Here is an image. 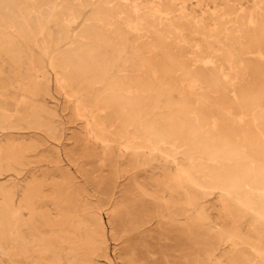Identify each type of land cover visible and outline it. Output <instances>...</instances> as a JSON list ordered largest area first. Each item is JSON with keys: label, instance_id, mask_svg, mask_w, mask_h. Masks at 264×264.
Returning <instances> with one entry per match:
<instances>
[{"label": "rangeland", "instance_id": "1", "mask_svg": "<svg viewBox=\"0 0 264 264\" xmlns=\"http://www.w3.org/2000/svg\"><path fill=\"white\" fill-rule=\"evenodd\" d=\"M263 139L264 0H0V264H264Z\"/></svg>", "mask_w": 264, "mask_h": 264}, {"label": "bare ground", "instance_id": "2", "mask_svg": "<svg viewBox=\"0 0 264 264\" xmlns=\"http://www.w3.org/2000/svg\"><path fill=\"white\" fill-rule=\"evenodd\" d=\"M60 1V0H59ZM261 2V1H260ZM63 5V4H62ZM257 8V7H256ZM54 9H56V6H55V8ZM60 9V8H59ZM137 9V8H136ZM138 10H139V8L137 9V12H138ZM160 10V9H159ZM54 11H56V10H54ZM116 12V11H115ZM134 12H136V11H134ZM141 12V11H140ZM56 15V14H55ZM167 15V14H166ZM204 16V15H203ZM115 17V16H114ZM117 17V16H116ZM121 17V16H120ZM123 17V16H122ZM97 18V17H96ZM120 20V19H119ZM176 20V19H175ZM114 21V20H113ZM65 22V21H64ZM200 22V21H199ZM202 22H203V20H202ZM164 23V22H163ZM249 23V22H248ZM257 23V22H256ZM128 24V23H127ZM173 24V23H172ZM62 25V24H61ZM134 25H136V24H134ZM128 26V25H127ZM131 26V25H130ZM133 26V25H132ZM27 27H28V25H27ZM108 27V26H107ZM134 27V26H133ZM200 27V26H199ZM206 27V26H205ZM47 28H49V27H47ZM176 29V28H175ZM212 29V28H211ZM216 29V28H215ZM137 30V29H136ZM226 31V30H225ZM239 31V30H238ZM255 31V30H254ZM86 32V31H85ZM216 32V31H215ZM212 33V32H211ZM139 34V33H138ZM237 34V33H236ZM118 35V34H117ZM188 35V34H187ZM193 35V34H192ZM92 36V35H91ZM121 36V35H120ZM119 36V37H120ZM210 36V35H209ZM226 36V35H225ZM89 37V36H88ZM227 38V37H226ZM225 38V39H226ZM108 40V39H107ZM89 41V40H88ZM91 41V40H90ZM179 41V40H178ZM87 42V41H86ZM139 42V41H138ZM191 43V42H190ZM232 43V42H231ZM110 44V43H109ZM241 44V43H240ZM87 45V44H86ZM85 45V46H86ZM111 45V44H110ZM182 45V44H181ZM70 46V45H69ZM196 46V45H195ZM242 46V45H241ZM123 47V46H122ZM197 47V46H196ZM223 47V46H222ZM118 48V47H117ZM197 48H200V47H197ZM196 48V49H197ZM29 49V48H28ZM200 50V49H199ZM211 51V50H210ZM218 52V51H217ZM83 53V52H82ZM200 53V52H199ZM90 54V53H89ZM215 54V53H214ZM220 54V53H219ZM86 55V54H85ZM88 55V54H87ZM103 55V54H102ZM137 55V54H136ZM89 56V55H88ZM92 56V55H91ZM105 56V55H104ZM247 56V55H246ZM245 56V57H246ZM33 57V56H32ZM252 57V56H251ZM97 58V57H96ZM137 59H139V58H137ZM52 61V60H51ZM150 61V60H149ZM261 61V60H260ZM33 62V61H32ZM84 62H85V60H84ZM220 62V61H219ZM262 62H263V60H262ZM176 63V62H175ZM201 64V63H200ZM215 64V63H214ZM219 64V63H218ZM241 64H243V63H241ZM144 65V64H143ZM86 66H88V65H86ZM203 66V65H202ZM211 66V65H210ZM243 66V65H242ZM223 67V66H222ZM231 67V66H230ZM215 68V67H214ZM224 68V67H223ZM232 68V67H231ZM79 69V68H78ZM86 69V68H85ZM194 69V68H193ZM145 70V69H144ZM218 70V69H217ZM232 70V69H231ZM246 70V69H245ZM183 71V70H182ZM221 71V70H220ZM223 71V70H222ZM236 71V70H235ZM87 72V71H86ZM152 72H154V71H152ZM216 72V71H215ZM116 73H117V71H116ZM173 73V72H172ZM226 73H228V72H226ZM231 73V72H230ZM155 74V73H154ZM179 74V73H178ZM57 76H58V74H57ZM93 76V75H92ZM222 76V75H221ZM62 77V76H61ZM155 77V76H154ZM59 78V77H58ZM142 78V77H141ZM226 79H227V77H225ZM229 78V77H228ZM194 79H196V78H194ZM75 80V79H74ZM94 80V79H93ZM63 81H64V79H63ZM66 81V80H65ZM89 81V80H88ZM191 82H194V81H191ZM195 82H197V81H195ZM201 82V81H200ZM233 82V81H232ZM62 83V82H61ZM92 83V82H91ZM182 83V82H181ZM189 83V82H188ZM256 83V82H255ZM192 84V83H191ZM201 84V83H200ZM103 85V84H102ZM236 85V84H235ZM192 86V85H191ZM68 87V86H67ZM193 87V86H192ZM207 87V86H206ZM104 88H105V86H104ZM184 88V87H183ZM231 88H232V86H231ZM189 89V88H188ZM192 89V88H191ZM139 90V89H138ZM196 90V89H195ZM194 90V91H195ZM210 90V89H209ZM176 91V90H175ZM141 92V91H140ZM203 92V91H202ZM73 93V92H72ZM128 93H130V92H128ZM145 93V92H144ZM99 94H102V93H99ZM134 94V93H133ZM137 94V93H136ZM190 94V93H189ZM235 94V93H234ZM103 95V94H102ZM104 97V96H103ZM106 97H107V95H106ZM234 97V96H233ZM89 99V98H88ZM203 99V98H202ZM204 101V100H203ZM236 101H238V100H236ZM258 101V100H257ZM97 103H99V102H97ZM108 103H110V102H108ZM78 104V103H77ZM238 104V103H237ZM86 105V104H85ZM95 105V104H94ZM100 105V104H99ZM106 105V104H105ZM104 105V106H105ZM134 105V104H133ZM197 105V104H196ZM79 106V105H78ZM110 106V105H109ZM212 106V105H211ZM96 107V106H95ZM101 107V106H100ZM107 107V106H106ZM79 108V107H78ZM99 108V107H98ZM104 108V107H103ZM91 109V108H90ZM107 109V108H106ZM114 109V108H113ZM145 109V108H144ZM212 109V108H211ZM231 109V108H230ZM229 110V109H228ZM79 111V110H78ZM96 111V110H95ZM107 111V110H106ZM224 111H225V109H224ZM230 112H231V110H229ZM92 112V111H91ZM192 112V111H191ZM82 113V112H81ZM94 113V112H93ZM226 113V112H225ZM104 114V113H103ZM105 115V114H104ZM158 115V114H157ZM106 116H107V114H106ZM117 116V115H116ZM192 116V115H191ZM232 116V115H231ZM92 117V116H91ZM84 118V117H83ZM97 118V117H96ZM197 118V117H196ZM94 119V118H93ZM209 119V118H208ZM244 119H246V121H247V118H244ZM98 120V119H97ZM197 120V119H196ZM235 120V119H234ZM88 121V120H87ZM104 121H105V119H104ZM198 121V120H197ZM97 122V121H96ZM102 122V121H101ZM223 122V121H222ZM241 122H243V121H241ZM118 123V122H117ZM121 123V122H120ZM198 123V122H197ZM216 123V122H215ZM89 124V123H88ZM98 124V123H97ZM102 124V123H101ZM108 124V123H107ZM218 124V123H217ZM103 125H104V123H103ZM125 125V124H124ZM255 125V124H254ZM117 126V125H116ZM222 126V125H221ZM214 127V126H213ZM256 128V127H255ZM103 129V128H102ZM107 129V128H106ZM161 129V128H160ZM206 129V128H205ZM105 130V129H104ZM147 130V129H146ZM149 130V129H148ZM121 133V132H120ZM140 133V132H139ZM102 134V133H101ZM103 135V134H102ZM111 135V134H110ZM117 135V134H116ZM244 136H245V134H243ZM123 136V135H122ZM142 137V136H141ZM213 137V136H212ZM110 138V137H109ZM119 138V137H118ZM134 138V137H133ZM144 138V137H143ZM120 139H122V138H120ZM146 139V138H145ZM119 140V139H118ZM123 140V139H122ZM177 140V139H176ZM264 140V139H263ZM104 141V140H103ZM107 141V140H106ZM213 141V140H212ZM239 141V140H238ZM101 142V141H100ZM117 142V141H116ZM134 142H136V141H134ZM133 142V143H134ZM143 142V141H142ZM146 142V141H145ZM148 144H150V143H148ZM177 144V143H176ZM160 145V144H159ZM135 147H136V145H135ZM136 149V148H135ZM141 149V148H140ZM132 150V149H131ZM133 150H134V148H133ZM132 150V151H133ZM150 150V149H149ZM245 150V149H244ZM201 153H202V151H201ZM220 153V152H219ZM139 159V158H138ZM231 160H233V158L231 159ZM238 160V159H237ZM236 162V161H235ZM198 164V163H197ZM215 165V164H214ZM245 166V165H244ZM254 166V165H253ZM139 168V167H138ZM137 168V169H138ZM242 168V167H241ZM224 169V168H223ZM242 169H244V168H242ZM231 170V169H230ZM233 170V169H232ZM247 170V169H246ZM245 170V171H246ZM233 172H235V171H233ZM180 173V172H179ZM207 173V172H206ZM237 173V172H236ZM254 173V172H253ZM189 174V173H188ZM255 174V173H254ZM184 175V174H183ZM208 176V175H207ZM256 177V176H255ZM244 179V178H243ZM210 180V179H209ZM259 181V180H258ZM188 182V181H187ZM192 182V181H191ZM230 183V182H229ZM191 184H193V182L191 183ZM197 184V183H196ZM206 185V184H205ZM191 186V185H190ZM207 186V185H206ZM202 186H200V188H201ZM247 187V186H246ZM259 188V187H258ZM181 189H182V187H181ZM196 189V188H195ZM198 189V188H197ZM202 189V188H201ZM256 190V189H255ZM253 193V192H252ZM255 193V192H254ZM261 195H263V194H261ZM259 196V195H258ZM199 201V200H198ZM260 201V200H259ZM181 202V201H180ZM195 202V201H194ZM223 203V202H222ZM186 204V203H185ZM190 204H192V203H190ZM181 206V205H180ZM254 207V206H253ZM245 209H247V208H245ZM250 209V208H249ZM252 211V210H251ZM250 212V211H249ZM203 213H204V211H203ZM252 213V212H251ZM204 215H205V213H204ZM254 215V214H253ZM254 216H256V215H254ZM259 216V215H258ZM201 217V216H200ZM60 221V220H59ZM67 232V231H66ZM225 232V231H224ZM223 233V232H222ZM226 233V232H225ZM244 238V237H243ZM224 239V238H223ZM264 240V239H263ZM251 241V240H250ZM219 242V241H218ZM230 243V242H229ZM32 244V243H31ZM235 244V243H234ZM253 246V245H252ZM256 246V245H255ZM93 247V246H92ZM62 251V250H61ZM241 252V251H240ZM58 253V252H57ZM44 254V253H43ZM215 255V254H214ZM96 256V255H95ZM242 256V255H241ZM243 257V256H242ZM252 262V261H251ZM263 262V261H262ZM90 264V263H89Z\"/></svg>", "mask_w": 264, "mask_h": 264}]
</instances>
